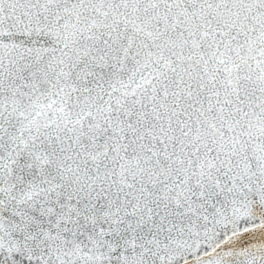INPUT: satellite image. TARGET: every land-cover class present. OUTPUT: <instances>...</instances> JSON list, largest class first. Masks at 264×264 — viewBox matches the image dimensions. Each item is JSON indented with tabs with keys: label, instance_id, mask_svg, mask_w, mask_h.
<instances>
[{
	"label": "snow or ice",
	"instance_id": "1",
	"mask_svg": "<svg viewBox=\"0 0 264 264\" xmlns=\"http://www.w3.org/2000/svg\"><path fill=\"white\" fill-rule=\"evenodd\" d=\"M0 264H264V0H0Z\"/></svg>",
	"mask_w": 264,
	"mask_h": 264
}]
</instances>
